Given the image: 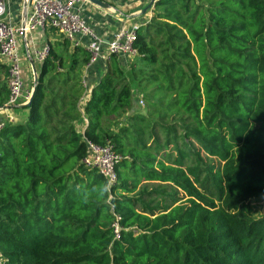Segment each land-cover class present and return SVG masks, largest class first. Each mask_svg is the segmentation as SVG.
Returning <instances> with one entry per match:
<instances>
[{
	"label": "trees",
	"instance_id": "trees-1",
	"mask_svg": "<svg viewBox=\"0 0 264 264\" xmlns=\"http://www.w3.org/2000/svg\"><path fill=\"white\" fill-rule=\"evenodd\" d=\"M154 13L130 67L97 63L83 111L89 53L52 49L30 106L9 109L26 118L1 121L0 264H264L251 204L264 197V0H162ZM6 78L0 64V108ZM151 85L146 115L137 90ZM108 142L123 157L111 192L82 163Z\"/></svg>",
	"mask_w": 264,
	"mask_h": 264
},
{
	"label": "built area",
	"instance_id": "built-area-1",
	"mask_svg": "<svg viewBox=\"0 0 264 264\" xmlns=\"http://www.w3.org/2000/svg\"><path fill=\"white\" fill-rule=\"evenodd\" d=\"M15 0H0V64L7 70V86L9 97L6 106L20 108L28 105L35 92L34 87L26 89L23 78L19 45L23 41L25 47L30 49L28 38L38 31L54 30L64 36L73 45L78 46L81 38L88 39L87 51L90 56L88 67L98 62H107L112 55L137 56L135 43L137 41L139 24L131 25L116 32L112 39L105 43L82 18L78 5L86 0H22L27 9L26 19L19 25L8 22L9 4ZM152 1V0H151ZM162 0H154V5ZM148 22L147 24H149ZM51 48L46 45L35 49V59L43 63L50 56ZM140 105H144L142 98ZM3 110V109H0ZM6 121L13 122L14 118L8 116ZM5 122H0V130ZM123 160L114 146L108 142L105 146L88 143L87 156L82 161L89 170L97 171L107 182L109 192L119 183L117 166ZM110 199L112 197L110 196ZM112 225L114 235L119 238L122 228L120 217L115 216Z\"/></svg>",
	"mask_w": 264,
	"mask_h": 264
},
{
	"label": "crops",
	"instance_id": "crops-1",
	"mask_svg": "<svg viewBox=\"0 0 264 264\" xmlns=\"http://www.w3.org/2000/svg\"><path fill=\"white\" fill-rule=\"evenodd\" d=\"M109 5V8H103L98 5L92 4L88 1H82L78 5V9L81 12L82 18L85 23L93 29V31L105 42H109L114 34L123 28H129L131 25L139 24L146 25L153 19L154 8L148 10L144 14L145 7L150 4L151 0H101ZM8 22L13 25H19L26 19L27 9L22 0H15L9 4ZM30 49L27 52L25 44L23 41L20 42L19 54L21 57L23 78L25 81V88L31 89L34 87V80L37 83L38 77L41 71L42 64L35 59L34 51L35 49H40L43 46L48 45L51 50L54 49L57 52L66 50L68 54H72L76 47H80L87 51L88 39L81 38L79 40V45L75 46L71 42L67 49H65L64 42L67 41L64 36L60 35L54 30L38 31L37 33L31 35L28 38ZM125 63L130 67L131 63L135 57L128 55H121ZM39 66V70L37 69ZM127 67V70H129ZM106 71V65L104 63H99L94 66H85L81 70V80L84 88L83 95L80 99L81 111L88 100L90 99V94L93 88L97 85L99 80L102 78ZM64 71L61 70V73ZM30 84V87H29ZM32 85V87H31ZM37 85V84H36ZM7 104V103H6ZM6 107V105H5ZM21 108V107H20ZM0 110V122L6 120L8 116H13L9 112L2 108ZM15 109V108H14ZM19 113L20 119L22 121L26 118V110H22ZM15 115V114H14ZM15 121H17V116H13ZM87 120L81 121L76 124L77 132L83 135L86 127Z\"/></svg>",
	"mask_w": 264,
	"mask_h": 264
},
{
	"label": "rangeland",
	"instance_id": "rangeland-1",
	"mask_svg": "<svg viewBox=\"0 0 264 264\" xmlns=\"http://www.w3.org/2000/svg\"><path fill=\"white\" fill-rule=\"evenodd\" d=\"M210 1L211 0H199V2H201L202 4H205V5L210 4ZM147 7H148V5L145 7V9ZM154 10H155V7H154ZM154 16H155V13L153 11V18H154ZM37 69L39 70V66L38 65H37ZM1 82H4V77L1 78ZM29 87H30V84H29ZM31 87H32V85H31ZM154 87L155 86H152V85L148 86L147 87V91L146 92H142V93H140L139 90H137L138 91V95H141L144 98V101H145V104L143 106H141L142 108L138 107L139 112L142 113V114H146V115L148 114L149 104L147 103V100H146L145 96H146V93L148 91H151ZM163 97H164V94H158L157 96L153 97V100L157 101L160 98L162 99ZM162 103H164V101ZM19 112H22V110L20 109ZM17 114H19V113H17ZM27 115H28V111L26 110V116ZM16 118H17V122H18L19 121L18 118L20 119V116H18ZM153 118L156 119L157 116H154ZM145 154H147L149 156H152L151 153H142V154H139V155H145ZM123 174L125 175L124 176L125 179L129 180L130 182H135L138 185V187H140L141 185L145 184V182L143 181V179H142V177L140 175H138V177H133V174L131 172H129L128 169L124 170ZM251 204H252V206L254 208L255 215L257 217H264V197L251 200Z\"/></svg>",
	"mask_w": 264,
	"mask_h": 264
},
{
	"label": "water",
	"instance_id": "water-1",
	"mask_svg": "<svg viewBox=\"0 0 264 264\" xmlns=\"http://www.w3.org/2000/svg\"><path fill=\"white\" fill-rule=\"evenodd\" d=\"M86 1H88V2H90V3H92V4H95V5H98V6H100V7H103V8H109V5L108 4H106L105 2H103V1H101V0H86ZM155 7V5H154V0H152L151 2H150V4L148 5V7L144 10V14H146V12L148 11V10H150V9H152V8H154ZM34 95V94H33ZM32 101V100H31ZM30 104H31V102L28 104V105H25V106H22V107H28V106H30ZM11 107H8V106H6L5 107V109L6 110H8V109H10ZM0 109H2V108H0Z\"/></svg>",
	"mask_w": 264,
	"mask_h": 264
}]
</instances>
